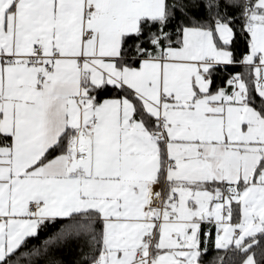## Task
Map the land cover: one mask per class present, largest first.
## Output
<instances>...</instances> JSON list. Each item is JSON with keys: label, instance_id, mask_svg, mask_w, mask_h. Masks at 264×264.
Wrapping results in <instances>:
<instances>
[{"label": "snow or ice", "instance_id": "1", "mask_svg": "<svg viewBox=\"0 0 264 264\" xmlns=\"http://www.w3.org/2000/svg\"><path fill=\"white\" fill-rule=\"evenodd\" d=\"M0 264H264V0H0Z\"/></svg>", "mask_w": 264, "mask_h": 264}]
</instances>
